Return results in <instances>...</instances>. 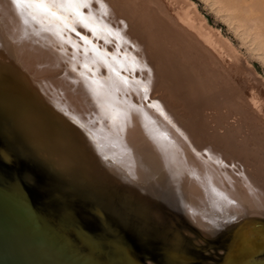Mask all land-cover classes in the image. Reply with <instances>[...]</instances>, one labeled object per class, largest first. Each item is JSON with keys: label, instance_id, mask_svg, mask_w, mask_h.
I'll return each mask as SVG.
<instances>
[{"label": "bare ground", "instance_id": "obj_1", "mask_svg": "<svg viewBox=\"0 0 264 264\" xmlns=\"http://www.w3.org/2000/svg\"><path fill=\"white\" fill-rule=\"evenodd\" d=\"M90 1L92 2V0ZM211 2L218 4L220 10H226V13L230 15L228 17L232 18L231 22L233 19L238 20L239 28H241V25L245 27H242V29H246L244 33L241 32L243 35L246 31H249V34L250 31H254L256 41L259 43L255 45H258L257 47L263 50V52H259L258 49V52L260 54L264 53V2L261 3L260 0H213ZM0 3L3 11H0V13H3L4 20L9 23L8 26H10L13 33V39L16 40L12 43V59L16 62V65L20 63L22 69L23 67L26 69V67L34 66L40 59L49 60L48 63L53 62L55 50L52 45L56 43V35L53 31L54 29L52 30V24H56L54 23L55 18L36 9L19 8L15 0H0ZM109 3L112 5L111 2ZM107 5L105 6L107 7ZM190 5V9L186 8L183 14L180 13V17L187 24L193 26L197 15L193 12L194 4L191 3ZM102 8L104 7L102 6ZM164 11L167 10L164 9ZM113 16L112 20L114 19ZM92 17L94 18V16ZM0 20L2 19L0 18ZM41 21L45 24L44 28L46 30H42L39 35L41 38L38 37V40L36 39V32H38L37 27ZM165 22L167 23V21ZM178 22L177 24L180 23ZM112 25H108V27ZM91 28H96V25ZM103 28H105L104 25ZM97 32H99V29ZM106 34L108 35V32ZM23 35L31 38L26 44L27 46L19 41ZM202 35L204 40L210 41L206 32H203ZM135 37L133 36V39ZM252 39L254 42V38ZM169 40L171 41L172 39ZM65 41L67 40L65 39ZM89 43L94 46L92 41ZM257 47L255 46L254 48L256 49ZM61 51L63 52V49ZM81 54L80 56L84 55ZM130 54L126 53L128 61L133 59V53L130 52ZM202 55H205V52ZM76 56L75 58H77ZM81 58L83 59L84 57L82 56ZM196 58L198 59V57ZM120 59H118L119 62L121 61ZM84 60L80 61L77 58L78 62H84ZM4 61L0 60V189L4 195L11 193L27 202L36 211L38 218L40 217L46 229L55 232V236L65 241L71 251L78 250L82 253L80 260L87 258L83 262L87 261L89 264H147L145 263L146 261H142V256L145 252L152 251L161 260L164 259L165 262L170 264H195L194 260H196V264H264V261L257 260V256L264 252V185L259 184L261 180L264 181L263 174L261 176L262 179H259L262 165L260 166L261 170H258L260 173L256 171L259 166L256 167L257 169L253 168L259 178H254L253 173L250 171L251 174L243 173L242 181L237 180L236 177L227 171L219 169L217 164L221 154L219 157L217 153L211 154L215 149L212 151V147L206 142V137L199 135L198 128H195L196 123L185 122V129L189 132L188 135H191L196 147L202 151L201 153L204 152V155L205 152L209 154L206 153L208 159H203L202 162L197 160L196 157H193V154L191 155L189 151H186L188 147L185 148L184 142L181 140L184 137L183 133L176 131L161 114L148 110V106L145 104L141 105L138 99L131 101L130 97H127L128 101H125L124 98L126 97L122 89L118 85L110 83L109 78L106 77V73L116 74L117 69L113 63L107 65L105 73H102L103 80L90 75L86 71L87 66L85 63L81 64L82 68H78L76 65L73 66L74 64H70L66 68V73H71L73 80L85 89L87 88L88 93L92 96L91 100H85L84 102L87 109L89 108L93 112V120L99 121L90 122L89 124L81 118L82 115H80L82 120H79L71 115L74 112L68 110L71 113L69 114L65 110L67 107L70 108L69 105L71 106L73 103L66 106L65 104L68 101H64L66 103L62 106L63 103L58 104L55 101H58V99H53L55 102L46 99L22 75L20 71L23 70L19 71L17 66L12 63L4 64ZM105 61L109 62L107 58H104ZM94 62L96 61L93 60ZM173 65H176V63L167 62L166 64V62H163L161 64L160 69L158 68L160 71L157 70L159 71L157 77H160L159 82L163 83L162 79L166 78L167 75L170 76V74L174 78L179 76V73L178 76L176 75L177 73H173ZM46 66L44 65V67ZM134 66L136 67L137 65ZM57 67H60V65ZM128 68L126 67L124 71ZM50 69L52 71V67ZM54 69L57 68L55 67ZM180 69L182 70L183 67H180ZM44 71L48 72V68H45ZM26 73L28 72L26 71ZM115 77L118 78L119 76L115 75ZM171 77L170 79H172ZM41 78L39 76V80ZM122 78L119 79L123 81ZM32 79L34 80V78ZM35 79L38 80V77ZM189 80L191 82V79ZM198 80L200 81V79ZM140 81L142 85L146 83L143 78ZM53 84L55 83L53 82ZM177 84L179 86L180 83ZM139 85L137 86L140 88L141 86ZM185 86L186 84H184ZM44 88L43 91L46 89L48 91L51 90L47 87ZM215 89L209 90L214 93ZM140 90H142L143 94L144 88L141 87ZM203 90L202 94L210 93L207 92L208 90H204L205 92ZM134 91L137 90L135 89ZM178 91L180 94L183 93V91ZM48 95L46 97L52 94ZM152 95L154 96V93ZM149 97L151 98V95ZM252 100L256 110L260 112L258 99L254 97ZM64 106H66L65 109L63 108ZM73 111H76L75 107ZM202 123L204 122H201V126ZM176 124L178 125V123ZM207 135L211 136L208 141L209 139L210 141L216 139L213 133H208ZM224 138L230 140V137L225 135ZM253 138H251V141ZM243 141L245 143L244 138ZM246 141L248 140L246 139ZM253 144L252 142L251 145ZM246 146H249L247 142ZM250 149L249 151L248 149L246 150V156L251 151ZM191 152L193 151L191 150ZM261 152H257L258 155ZM255 156L257 155H254L253 159H255ZM224 157L227 162L228 159L226 160V156ZM259 158L260 161H263L262 156ZM32 159L48 165L46 166L48 171L58 175L59 179L54 180L49 173L38 167H30L33 165H29L28 161H32ZM253 159L252 161H254ZM34 160L33 162L35 163L36 161ZM258 162L255 165L253 164L254 167L257 166ZM261 164L264 166V163ZM48 167H51L52 170ZM30 168L42 172H39V176H34L29 173ZM227 169H230V167L228 168L227 166ZM248 170H251V168ZM45 176H49L52 179H46L44 178ZM57 199H77L79 202L85 200L89 203V207L83 208L79 203H75V207L79 210L76 212L75 210L77 209H70V207H67L69 205L65 203L56 204L54 200ZM83 209L88 210L85 212ZM104 210L108 211L110 215H106L103 212ZM194 232L201 235L199 236ZM125 234L128 235V238L125 237ZM190 235L193 236L191 237ZM202 238L207 239L211 246H216L218 251L220 250V257L217 261H206L204 255L199 252L200 250L195 248L196 242L202 244L205 242ZM205 245L208 244L205 243ZM149 263L152 264L153 262Z\"/></svg>", "mask_w": 264, "mask_h": 264}, {"label": "rangeland", "instance_id": "obj_2", "mask_svg": "<svg viewBox=\"0 0 264 264\" xmlns=\"http://www.w3.org/2000/svg\"><path fill=\"white\" fill-rule=\"evenodd\" d=\"M88 1H90V0H86V3L90 4V6H89L90 8L86 4L87 7L86 6L82 7L80 9V11L83 13H86L85 15H89V16H86L89 19L87 22L88 23L92 22L91 25L92 24L93 25L91 27H94L96 25V28H95L96 31H93V28H91V27H86L85 22L82 21L83 22L82 23L81 21H78L80 19L76 18L74 13L64 12L65 15H68V17H70L69 20L70 21L72 20L71 21L72 24L69 23L70 22L69 20H68V23L71 24L72 27L75 28V31H72L71 28L66 27L64 21H61V20L55 18L54 23H56V24H52V30L54 29L53 31L55 32V35H56L55 36L56 43L52 45L53 49L55 50L53 62L48 63L49 60L44 61V59H42V60L40 59V61H38L34 65L35 67L34 66H31L30 68L26 67V69H25V67H23V69H22V65L20 63L18 65H16V62L13 61V59H12V52H13L12 51V43L16 40L13 39V36H12L13 33L11 31L10 26H8L9 23L6 20H4L3 13H0L1 14L0 16L3 17V18L0 17L2 19V20H0V42H1L0 43V60L4 61L6 59L4 61L5 62L4 64L12 63L13 65L17 66L19 71L23 70V71H20L22 73V75L25 76V78L29 81V83L33 87H35L36 90H38L46 99H48L50 101H54L55 99H58V101L57 100H55V101L58 104L63 103L62 106L66 103L64 101H68L65 104L66 106L68 104L73 103V105H71V106L69 105L70 108H68V107L66 108V106H64L63 108L64 109L66 108L65 109L66 111L70 110L71 112H74L71 114L70 111H68L69 114L73 115L75 118H77L79 120L83 119L84 121L88 122L89 124H90V122L95 123L96 121H99V120H93L94 114L89 108L87 109V106L85 105V102H84L85 100H88V101L91 100L92 96L88 93L87 88L85 89L84 87H82V85H80L79 83H77L76 81L73 80V75L71 73H69V72L66 73V68L70 64L71 65L74 64L73 66L76 65V67L82 68L83 67L82 63H85L87 66L86 71H88V73L90 75L94 76L95 78H99V79L103 80L104 79L103 74L105 73V69H107V65H109L110 63L111 64L113 63L117 69L115 75H117L119 77L116 78L115 75H113L112 73H106V77L109 78L110 83H112L113 85H118L122 89V91L124 92V95L126 97V98H124L125 101H128L127 99L129 97H130L131 101L138 99L141 105L145 104L148 106L147 107L148 110H153L154 112L161 114L165 119H167V121L171 124V126L174 127V129L176 131L183 133L184 137H182L181 140H183L182 142H184L185 148L188 147L187 148L188 150L186 149V151L187 152L189 151L191 155L193 154V157H196L197 160L202 162L203 159H208L209 154L207 152H205V155H204V152L201 153L202 151H200L196 147L195 142L192 141L193 139H192L191 135H188L189 132L185 129V127H186L185 122H190V123L195 122L196 123L195 128H198L197 131H198L199 135L206 137V142L210 144V146L212 147V149H211L212 151H214V149H215V151L212 152L211 154L217 153V155L219 154L218 157L221 154V156L219 157L220 160H218V164H217L219 169H221L223 171H227L228 173H230L231 175L236 177V179L239 181H242L243 173L251 174V172L253 173L252 175H254V178L255 177L259 178V176H260L259 179H262L261 176L264 175V172H263L264 166H263V164H261V163H264V155H263L264 154V138H263L264 137V58H263L264 53L263 54L261 53L262 54L261 55L259 52H263V50L260 49V47H257L258 45H255V44H259V43H258V41H256L254 31H250V34H249V31L248 32L246 31L247 34L245 33L243 35L244 31L246 30V29H244L245 27L243 25H241V28H239L240 25H239L238 20L233 19V21L231 22L232 18L230 19V17H228L230 15L228 13H226V10L225 11L223 9L220 10V7L218 4L216 5V3L211 2L213 0H208V1L207 0H158V1L152 0V2H151V0H132V2H131V0H104V1L103 0H96V1L92 0V2L91 1L88 2ZM260 1H261V3L264 2V0H260ZM98 2H100V3H98ZM109 2H111L112 5ZM122 2H124V3H122ZM120 3H122V4H120ZM191 3L194 4V7H193L194 11L193 12H195L197 15V18L194 21L195 25H193V26L187 24V22L183 21L180 17V13L183 14L185 12V9L189 8L191 6L190 5ZM211 3L214 5H212ZM107 4H109V5H107ZM139 4H141V5H139ZM160 4L161 5L163 4V5L161 6ZM0 5H1V3H0ZM105 5H107V7ZM114 5H115V7H114ZM102 6L104 8H102ZM122 6H125V7L122 8ZM145 8H146V10H145ZM104 9L106 10V12ZM164 9L167 11H164ZM103 10L105 13L103 12ZM222 10H223V12H222ZM0 11H2L1 7H0ZM61 11H64V10H61ZM166 12L167 13L169 12L172 17L170 15H168L169 13L167 14ZM116 13H117V15H116ZM123 13H125V14H123ZM141 13H144V14H141ZM91 14H92V16H94V18L91 16ZM119 15H122V16H119ZM112 16L114 18L113 20H112ZM121 17L122 18L124 17L125 19L124 18L122 19ZM227 18H229V19H227ZM109 19H110V21H109ZM118 19L120 22L118 21ZM173 20H175V21H173ZM176 20L179 21L182 25L179 22H178L179 24H177ZM97 21H99V22H97ZM145 21H147V22H145ZM159 21H161V22H159ZM165 21H167V23ZM78 22H80V23H78ZM104 23H107V24H104ZM234 23H236V24H234ZM82 24H84V25H82ZM102 24L104 25L105 28H103ZM163 24L165 27L163 26ZM108 25H112V26L108 27ZM160 25H162V26H160ZM172 25H174L175 27ZM202 25H204V26H202ZM237 25H238V27H237ZM44 26H45V24L43 23V21H41V23L38 24L37 31L39 33L36 32V34H37L36 39L39 40V38H41L39 35L41 34L42 30L43 31L46 30L44 28ZM114 26L116 27V29ZM3 27H5V28H3ZM112 27H114V28H112ZM242 27H244V28L242 29ZM97 28L99 29V32H97L98 31ZM182 29H183V31H182ZM186 29H187V31H186ZM103 30H104V32L102 33ZM105 30H106V32H105ZM201 31H202V34H203V32H206V34L209 35L210 41H206L203 39L204 36L201 34ZM10 32H11V34H10ZM107 32H108V35H110V36H108L106 34ZM192 32H193V34H192L193 36L191 35ZM241 32H243V33H241ZM60 33L62 34L63 37L61 36ZM69 33H70L71 37H70V35H68ZM124 33H125V35H124ZM171 34H172L173 38H172ZM98 35H100V36L98 37ZM132 35L134 37L135 36L136 37L133 39ZM246 35H247V37H246ZM23 37H24V39H22ZM72 37H73V39H76V40L71 39ZM84 37L88 38L87 41L84 39ZM189 37H190V39H189ZM196 37H198V38H196ZM62 38H64V39H62ZM252 38H254L255 43L253 42ZM30 39L31 38L29 36L23 35L19 39V41H21V43L23 45H26ZM59 39H61V40H59ZM65 39L67 41H65ZM141 39H143V40H141ZM169 39H172V40L174 39V40L170 41ZM88 40L92 41L95 48L97 46L96 49H98V50H96L94 48V46H92V44L89 43L90 41H88ZM70 42L71 43L73 42L75 47L73 44L71 45ZM202 42L204 43V46H207V47H204ZM168 43H169V45H168ZM180 44H182V45L180 46ZM200 44H201V46H200ZM250 44H252V45H250ZM253 45H255L257 48L255 49L254 48L255 46H253ZM86 47H87V49H86ZM107 47H109V48H107ZM183 47H184V50H183ZM120 48H121V50H120ZM62 49H63V52L61 51ZM194 49H196V50H194ZM203 49H204V51H203ZM258 49H259V52H258ZM99 50H101V51H99ZM75 51H77L78 53ZM85 51H86V53H85ZM130 52L133 53L132 54L133 59L132 60L130 59V61H128V58L126 59V53L130 54ZM204 52H205V55H202ZM57 53L60 55H58ZM74 53H76V54H74ZM81 53L84 55H82ZM1 54H2V56H1ZM80 54L84 57L83 59L81 58L82 56H80ZM209 54H210V56H209ZM192 55H194V56H192ZM68 56H69V58H68ZM75 56L80 61H83L85 59L84 62H80V61L78 62L77 58H75ZM103 56H105V57H103ZM73 57H74V59H73ZM138 57L141 59H139ZM196 57H198V59ZM2 58H4V59H2ZM104 58L105 59L107 58V60L109 62H106V61L104 62ZM135 58H136V60H134ZM87 59H89V60L87 61ZM92 59L96 62L93 63ZM118 59H120L121 61L123 60L122 62L123 63L125 62V63L123 64L121 61L119 62ZM205 59H207V60H205ZM163 62L164 63L166 62V64H167V62H169L171 64L176 63L177 66L173 65V68H174L173 73H175V74L177 73L176 74L177 76L179 73L178 77H181L182 79L178 78V77L174 78L173 75L170 74V76H172L171 77L172 79H170V76L167 75L166 78H164L167 80L162 79L163 83L165 81H167V82H165V84H163L162 82H159L160 77L159 78H157V77H158V72L160 71L159 70L160 66ZM200 62H201V64H200ZM54 63H56L55 64L56 66L54 65ZM90 63H91V65H90ZM43 64L45 66L47 65L48 67L47 66L44 67ZM59 65H60V67H57ZM65 65H66V67H65ZM125 65H128V66H125ZM134 65H137L136 70H135L136 67ZM151 65H153V66H151ZM51 67H52V71L50 69ZM53 67L54 68L56 67L57 69H54ZM88 67H90V68H88ZM126 67H129L130 69L128 68L126 71H124ZM180 67L181 68L183 67V69L181 70ZM35 68H36V70H35ZM45 68H48V72L44 71ZM178 69H180V70H178ZM204 69H205V71H204ZM95 70H96V72H95ZM157 70H159V71H157ZM26 71L29 74L26 73ZM136 73H138V74H136ZM183 73H184V76H183ZM185 74H187V75H185ZM41 75L43 77L45 75V77L41 78ZM129 75H131V76H129ZM39 76L43 80H41V79L39 80ZM37 77H38V80L35 79ZM213 77H215V78H213ZM32 78H34V80ZM119 78H122L123 81L120 80ZM142 78L146 82L143 85L140 81V80H142ZM129 79H131V80H129ZM189 79H191V82ZM198 79H200L201 83ZM150 80H151V82L153 81V83H151ZM183 80H184V82H183ZM175 81H176V83H175ZM198 81H199V83H198ZM209 81H211V82H209ZM53 82L55 84H53ZM172 82H173V84H172ZM177 83H180L179 86H181V87H179ZM182 83L186 84V86L184 87V84H182ZM157 84H161V85H157ZM39 85H41V87H39ZM50 85H51V87H50ZM137 85L144 88L143 94L141 92L142 90H140L141 87L139 88ZM208 86H209V88H208ZM220 86H221V88H220ZM44 87L50 88L51 90L48 91L46 89L45 91H43ZM169 87H172L173 89L169 88ZM177 87H179V88H177ZM182 87L184 90L182 89ZM215 87H216V89H215ZM176 88L180 91H183L184 94L183 93L180 94ZM202 88L205 91L208 90L207 92H210V93H208V94L203 93L202 94V90H203ZM76 89H78V90L76 91ZM135 89L137 91H134ZM209 89H211V90L215 89L214 93H213V91H211ZM53 90L56 92L54 93ZM204 90H203V92H205ZM51 92H53V93H51ZM175 92L178 94H176ZM47 93L48 94L50 93L52 95L49 94L50 95L49 96ZM152 93H154V96L152 95ZM44 94H46V95H44ZM63 94H64V96H63ZM72 94H73V96H71ZM126 94H127V96H126ZM47 95L49 97H46ZM57 95H59V96H57ZM150 95H151V98L149 97ZM53 96H54V98H53ZM55 96H57L58 98ZM50 97H51V99H50ZM254 97H256L258 99L260 112H258L256 110V108L254 107V103L252 100V98H254ZM75 98H76V100H75ZM194 99H196V100H194ZM59 100H61V101L59 102ZM72 106L75 107L76 111H73L74 107L72 108ZM80 115H82V117H81L82 119L80 118ZM193 117L196 119H194ZM175 119L176 120L178 119L179 121L177 120V122H176ZM192 119H194V120H192ZM201 122H204V123H202V126H201ZM176 123H178V125ZM259 131H260V133H258ZM208 133H210V134L213 133L216 139L214 141L213 140L210 141L211 136H208L207 135ZM248 134H250L251 136ZM224 135L227 137H230V140L225 139ZM247 135H248V137H247ZM208 138H210L209 141H208ZM243 138L245 140V143H243L244 142ZM251 138H253L252 141H251ZM246 139L248 141H251V142L246 141ZM246 142H247V144H249V146H252V147H249V146L247 147ZM252 142L256 145H254V144H253L254 146L251 145ZM262 142H263V144H262ZM260 146H261V148H260ZM244 147H246V148H244ZM257 147L259 148V150ZM254 148H255V150H254ZM247 149H248V151H249V149L251 150L250 152L247 153L248 157L245 154V152H247L246 151ZM191 150L193 152H191ZM216 150H217V152H216ZM220 151H222V152H220ZM256 151L258 153H260L261 151L262 152H261V154L258 155V153ZM223 155L226 156V160L228 159L227 162L225 161V157ZM254 155H257L258 158H257V156H255V159H253ZM260 155L262 156L263 161H260V158H259V157H261ZM205 156H207V157H205ZM219 158H217V159H219ZM252 159L254 161H252ZM258 160L260 163L258 162ZM257 162H258L257 166L254 167V165ZM227 166H228V168L230 167V169H227ZM258 166H259V168L257 169L256 167H258ZM260 166H261L263 171L261 170ZM222 167H223V169H222ZM250 168H251V170H248ZM253 168L257 169L256 170L257 172H259L258 171L259 169L261 170L260 171L261 173L259 172L260 175L258 173L259 176H256L257 172L255 173V170ZM234 170H235V172H234ZM256 181H258V180L256 179ZM260 183H261V185H264V181L261 180L259 182V184ZM194 233L199 235V236L201 235L197 232H194ZM190 236L192 237L193 235H190ZM202 239L205 242H203V244L196 242L198 245L196 244L195 248L197 250L198 249L200 250L199 252H201L204 255L206 261H208V262L217 261L220 257L219 256L220 250L218 251V248L216 246H214V247L211 246L207 239H205V238H202ZM205 243H207L208 245H205ZM201 247H203L202 248L203 250L205 249L204 252L201 249ZM207 249H208V251H207ZM205 251H207V252H205ZM216 256H217V258H216ZM257 260L264 261V252H261L257 256ZM194 261L196 264V260H194ZM203 264H206V263H203Z\"/></svg>", "mask_w": 264, "mask_h": 264}, {"label": "water", "instance_id": "obj_3", "mask_svg": "<svg viewBox=\"0 0 264 264\" xmlns=\"http://www.w3.org/2000/svg\"><path fill=\"white\" fill-rule=\"evenodd\" d=\"M33 160H26L29 165H33L30 167H38L49 173L54 180L59 179L58 175L48 171L46 167L48 165L39 160H34L36 161L34 163ZM49 169L52 170L51 167ZM29 171L34 176H39V172H42L35 171L33 168ZM44 178L52 179L49 176ZM54 201L56 204H67L70 209H77L75 203H79L83 208L89 207V203L85 200L79 202L77 199H57ZM87 210L83 209L85 212ZM103 212L110 215L106 210ZM125 237L128 238V235L125 234ZM80 258L82 253L78 250L71 251L65 241L55 236V232L46 229L36 211L27 202L11 193L4 195L0 189V264H89L87 261L83 262L87 258L82 260ZM142 261H146L147 264H151L149 262L170 264L164 259L161 260L152 251L145 252Z\"/></svg>", "mask_w": 264, "mask_h": 264}, {"label": "snow or ice", "instance_id": "obj_4", "mask_svg": "<svg viewBox=\"0 0 264 264\" xmlns=\"http://www.w3.org/2000/svg\"><path fill=\"white\" fill-rule=\"evenodd\" d=\"M17 7L19 8H32L39 10L40 12L49 15L50 17L57 18L64 21L65 26L75 31V28L68 23L69 17L64 14L66 11H71L75 14V17L85 22L86 27H91L88 17L80 9L86 6V0H15ZM90 6V4H87ZM64 10V11H61ZM95 31V28H93ZM87 41V37H84Z\"/></svg>", "mask_w": 264, "mask_h": 264}]
</instances>
